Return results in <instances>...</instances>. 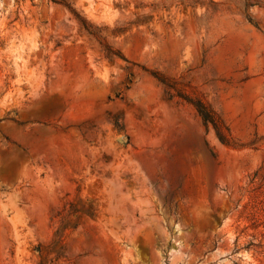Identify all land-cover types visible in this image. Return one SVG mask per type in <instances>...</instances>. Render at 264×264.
Returning a JSON list of instances; mask_svg holds the SVG:
<instances>
[{
    "label": "rangeland",
    "instance_id": "1",
    "mask_svg": "<svg viewBox=\"0 0 264 264\" xmlns=\"http://www.w3.org/2000/svg\"><path fill=\"white\" fill-rule=\"evenodd\" d=\"M0 264H264V0H0Z\"/></svg>",
    "mask_w": 264,
    "mask_h": 264
},
{
    "label": "trees",
    "instance_id": "2",
    "mask_svg": "<svg viewBox=\"0 0 264 264\" xmlns=\"http://www.w3.org/2000/svg\"><path fill=\"white\" fill-rule=\"evenodd\" d=\"M157 79L161 81L163 84H165L164 80L160 78H157ZM166 85H169V84H166ZM180 97L189 101L194 106L197 113L201 117L202 121L204 123H210L215 129L218 138L224 142L225 140L223 138V135L220 132L221 121L219 117L215 114V112L201 99H198V98L192 99V98H189L188 96H183V95H180Z\"/></svg>",
    "mask_w": 264,
    "mask_h": 264
}]
</instances>
